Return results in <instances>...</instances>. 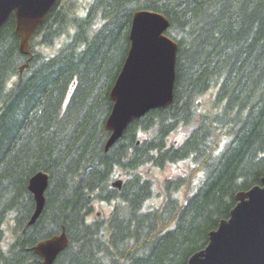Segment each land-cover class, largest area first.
Here are the masks:
<instances>
[{"label": "trees", "instance_id": "16d2710c", "mask_svg": "<svg viewBox=\"0 0 264 264\" xmlns=\"http://www.w3.org/2000/svg\"><path fill=\"white\" fill-rule=\"evenodd\" d=\"M139 10L169 22L173 100L133 120L105 151L109 94ZM5 24L0 264H40L32 247L62 231L68 243L53 264H187L229 217L235 194L260 185L264 0H58L27 54L14 19ZM179 164L185 175L150 177ZM37 173L48 184L28 225Z\"/></svg>", "mask_w": 264, "mask_h": 264}, {"label": "water", "instance_id": "95a60500", "mask_svg": "<svg viewBox=\"0 0 264 264\" xmlns=\"http://www.w3.org/2000/svg\"><path fill=\"white\" fill-rule=\"evenodd\" d=\"M58 0H0V29L14 19L19 51L27 54L29 42ZM167 18L157 12L139 10L132 16L129 49L110 90L111 112L105 122L110 132L104 150L122 136L134 119L164 108L173 100L177 44L165 35ZM48 177L37 173L28 182L34 200L32 225L44 206ZM121 180L112 187L121 188ZM236 205L227 219L208 234L207 245L187 264H264V177L260 185L235 194ZM68 243L65 232L38 242L32 251L41 264H53Z\"/></svg>", "mask_w": 264, "mask_h": 264}, {"label": "rangeland", "instance_id": "374dc122", "mask_svg": "<svg viewBox=\"0 0 264 264\" xmlns=\"http://www.w3.org/2000/svg\"><path fill=\"white\" fill-rule=\"evenodd\" d=\"M182 134L178 133V138L182 139ZM187 167L184 164L179 165H168L163 170L157 171V170H150V177L155 179L157 182H162L163 180L167 178H172L176 176H182L186 174ZM104 209H99V211H104Z\"/></svg>", "mask_w": 264, "mask_h": 264}, {"label": "bare ground", "instance_id": "6f19581e", "mask_svg": "<svg viewBox=\"0 0 264 264\" xmlns=\"http://www.w3.org/2000/svg\"><path fill=\"white\" fill-rule=\"evenodd\" d=\"M5 25H6V24H5ZM5 25H4V26H5ZM192 35H193V34H192ZM202 61H203V60H202ZM184 121H185V120H184ZM31 216H32V215H31ZM30 218H31V217H30Z\"/></svg>", "mask_w": 264, "mask_h": 264}]
</instances>
